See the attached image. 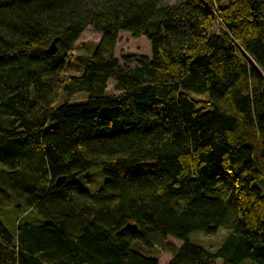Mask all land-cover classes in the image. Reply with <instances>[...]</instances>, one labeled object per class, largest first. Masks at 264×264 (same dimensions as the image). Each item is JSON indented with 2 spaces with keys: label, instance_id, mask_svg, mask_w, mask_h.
<instances>
[{
  "label": "trees",
  "instance_id": "16d2710c",
  "mask_svg": "<svg viewBox=\"0 0 264 264\" xmlns=\"http://www.w3.org/2000/svg\"><path fill=\"white\" fill-rule=\"evenodd\" d=\"M223 2L0 0V207L17 214L0 264H159L141 246L167 237V264H264V0ZM87 27L100 40L74 54ZM121 32L150 57L121 64ZM95 166L96 192L69 181ZM220 230L215 251L189 241Z\"/></svg>",
  "mask_w": 264,
  "mask_h": 264
},
{
  "label": "rangeland",
  "instance_id": "374dc122",
  "mask_svg": "<svg viewBox=\"0 0 264 264\" xmlns=\"http://www.w3.org/2000/svg\"><path fill=\"white\" fill-rule=\"evenodd\" d=\"M169 3H173L174 0H168ZM229 0H224V4H227ZM218 24L215 23L212 32L216 33ZM100 40V34L93 30L90 27L84 29L82 34L80 35L75 48L72 49L74 54H83V50H88L93 45L97 44ZM151 48L150 43L144 37L135 38L128 32H121L119 34L118 43L115 48L114 57L117 58L121 64L124 63L122 57L124 56H147L150 57ZM134 64V63H132ZM69 74L77 73L76 68H71L67 71ZM107 92L110 94H118L119 91L115 89V83L112 80L108 81L107 84ZM88 97L87 93H78L69 98L70 102H84ZM195 100H205L207 98L206 95L197 96L192 95ZM65 101V96L61 93L57 100L52 104L53 108L59 107ZM73 183L76 186L85 192L94 193L99 190L106 181V177L103 175L101 167L95 166L86 172L71 178ZM257 186L261 189H264V181L257 183ZM25 213V220L30 221L32 223H38L37 216H35L31 212ZM17 216L15 209L5 204L0 207V220L3 224L11 231L14 232V227L16 225V221L13 219ZM39 219V218H38ZM41 220V219H39ZM226 232L224 230H220L217 234L212 236H206L201 233L192 234L189 238V241L198 245L203 246L209 251H215L222 243ZM181 245V242L172 238L158 239L157 244L148 248L145 246H141L143 253L148 256H152L158 259L159 264H167L171 258V255L168 253L170 249H176ZM217 264H221L220 260L216 261Z\"/></svg>",
  "mask_w": 264,
  "mask_h": 264
},
{
  "label": "water",
  "instance_id": "95a60500",
  "mask_svg": "<svg viewBox=\"0 0 264 264\" xmlns=\"http://www.w3.org/2000/svg\"><path fill=\"white\" fill-rule=\"evenodd\" d=\"M58 40L57 39H55L52 43H51V45H50V47L48 48V50H47V53L48 54H54L55 52H56V42H57ZM124 229H127V230H129L130 232H134V231H136V229H137V227L136 226H134V225H130V224H128ZM122 232V230L119 232V233H121Z\"/></svg>",
  "mask_w": 264,
  "mask_h": 264
}]
</instances>
